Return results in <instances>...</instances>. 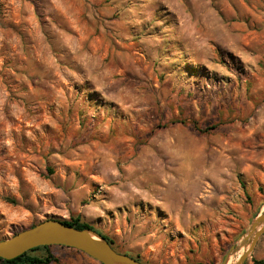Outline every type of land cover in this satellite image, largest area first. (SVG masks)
Returning a JSON list of instances; mask_svg holds the SVG:
<instances>
[{
  "label": "rangeland",
  "instance_id": "rangeland-1",
  "mask_svg": "<svg viewBox=\"0 0 264 264\" xmlns=\"http://www.w3.org/2000/svg\"><path fill=\"white\" fill-rule=\"evenodd\" d=\"M263 213L264 0H0V240L78 218L223 264Z\"/></svg>",
  "mask_w": 264,
  "mask_h": 264
},
{
  "label": "water",
  "instance_id": "water-1",
  "mask_svg": "<svg viewBox=\"0 0 264 264\" xmlns=\"http://www.w3.org/2000/svg\"><path fill=\"white\" fill-rule=\"evenodd\" d=\"M263 233L264 213L256 217L239 244L231 248L223 264L228 263L231 254H236L242 249L245 250L236 264H245ZM50 246L77 250L100 264H142L116 251L105 238L96 232L79 230L57 219L42 221L8 239L0 240V259L13 260L35 248Z\"/></svg>",
  "mask_w": 264,
  "mask_h": 264
},
{
  "label": "trees",
  "instance_id": "trees-1",
  "mask_svg": "<svg viewBox=\"0 0 264 264\" xmlns=\"http://www.w3.org/2000/svg\"><path fill=\"white\" fill-rule=\"evenodd\" d=\"M61 222L67 226L74 227V228L79 229V230H92V231L96 232L97 234H99L100 236L105 238L111 244V246L116 251H118L117 248L114 246V243L110 239H108L107 237L102 235L100 232L95 231L89 224L81 222L78 218L72 219L71 221H65V220L63 221L62 220ZM34 226H32V227H34ZM54 247L55 246L35 248V249L30 250L29 252L25 253L24 255H22L16 259H13V260L0 259V264H50L53 260V256L51 254V251H52V248H54ZM61 248L67 249L65 247H61ZM39 252L42 254V256L36 255ZM125 255L130 256L131 258L137 260L138 262H140L142 264H145L140 260L139 257H133L132 255H129V254H125ZM263 263L264 262H258V264H263Z\"/></svg>",
  "mask_w": 264,
  "mask_h": 264
},
{
  "label": "bare ground",
  "instance_id": "bare-ground-1",
  "mask_svg": "<svg viewBox=\"0 0 264 264\" xmlns=\"http://www.w3.org/2000/svg\"><path fill=\"white\" fill-rule=\"evenodd\" d=\"M245 249H242L241 254L244 252Z\"/></svg>",
  "mask_w": 264,
  "mask_h": 264
}]
</instances>
